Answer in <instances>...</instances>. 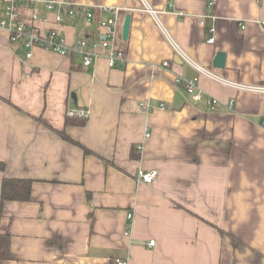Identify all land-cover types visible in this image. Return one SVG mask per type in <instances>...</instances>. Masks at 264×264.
Wrapping results in <instances>:
<instances>
[{
	"label": "crops",
	"instance_id": "1",
	"mask_svg": "<svg viewBox=\"0 0 264 264\" xmlns=\"http://www.w3.org/2000/svg\"><path fill=\"white\" fill-rule=\"evenodd\" d=\"M57 1L21 10L37 11L39 32L58 30L74 49L87 39L97 55L85 67L77 51L28 48L0 29V233L12 237L0 264H264V93L195 67L264 87V0H73L92 21ZM146 4L166 11L159 19L192 63ZM101 7L122 9L125 54L112 68L98 27L114 13ZM73 110L84 125L67 122ZM141 169L157 171L152 184ZM10 177L32 181L30 201H1Z\"/></svg>",
	"mask_w": 264,
	"mask_h": 264
},
{
	"label": "built area",
	"instance_id": "2",
	"mask_svg": "<svg viewBox=\"0 0 264 264\" xmlns=\"http://www.w3.org/2000/svg\"><path fill=\"white\" fill-rule=\"evenodd\" d=\"M43 2L44 6L47 10L52 11L55 10L57 5L63 3L57 0H0V3L4 4L3 8L0 9V29L9 32V38L11 43H22L25 47H41L43 49L50 50L52 52L58 53L60 55L66 56L71 54L73 51H77L83 57V65L85 67H89L96 55L92 50L89 49V41L87 39H82L77 42L76 48L70 47L66 43V39L58 30H50L46 33H41L36 28V23L39 21V16L36 10L31 11V13L27 16L22 10L21 6L26 3L29 6H34L35 4ZM211 3L210 5H213ZM68 6V13L70 15L82 14V16L87 21H92L94 18L93 9L89 5H80V9H75V3L73 0H69L66 2ZM174 7L173 4L170 5V8ZM103 12L114 13L111 18L102 20L98 27V33L101 36V40L99 44L102 48H105L109 51L107 54L109 67H114L116 61L118 59H123L122 53H118L116 50V41L118 37V22H119V14L122 9L113 8V7H101ZM145 10L153 17L156 21L158 27L163 32V35L172 46L174 52L177 53L183 60L187 62H193L190 58L184 53V51L178 46L174 38L170 35L167 29L164 27L159 17L161 14H164L166 11L156 10L151 8L146 4ZM56 23H61L63 21V17L61 14L56 15L55 17ZM244 28V26H242ZM214 38L208 40V42H213ZM92 46L96 49L98 44H92ZM28 57L31 56V53L27 54ZM167 65V64H166ZM197 70L219 83L224 85H232L243 90L255 93H264V87L261 86H245L241 84H235L227 81L224 78H221L214 74L211 71L204 69L199 65H195ZM186 90L190 93L194 99H199L201 97V93L196 92V85L194 82H186ZM209 104L214 106L217 104V100L210 99ZM69 116L71 117H86L87 113L84 110H73L69 111ZM150 135H147L149 138ZM138 181H142L147 184H152L157 176V171H144L139 170L137 173ZM129 218H132V214L128 215ZM128 235V232L125 233ZM155 241H150L149 245L153 246ZM117 264H125V262L117 261Z\"/></svg>",
	"mask_w": 264,
	"mask_h": 264
},
{
	"label": "trees",
	"instance_id": "3",
	"mask_svg": "<svg viewBox=\"0 0 264 264\" xmlns=\"http://www.w3.org/2000/svg\"><path fill=\"white\" fill-rule=\"evenodd\" d=\"M121 52L124 53L125 50H121L120 53ZM67 122H73L80 126L85 124V120L78 117L69 118ZM66 137L65 135V138ZM0 168L3 169L4 166L0 164ZM31 190L32 181L30 180H21L11 177L5 178L2 185L1 201H30ZM11 239L12 237L10 234L0 233V260H8L11 258Z\"/></svg>",
	"mask_w": 264,
	"mask_h": 264
},
{
	"label": "water",
	"instance_id": "4",
	"mask_svg": "<svg viewBox=\"0 0 264 264\" xmlns=\"http://www.w3.org/2000/svg\"><path fill=\"white\" fill-rule=\"evenodd\" d=\"M131 15L128 14L125 16L123 26H122V40L127 41L129 38V33H130V27H131ZM179 58V56H177ZM180 62L182 63L183 61L179 58ZM225 62H226V55L224 52H219L215 56L213 66L215 68L223 69L225 67ZM75 97V95H73Z\"/></svg>",
	"mask_w": 264,
	"mask_h": 264
}]
</instances>
